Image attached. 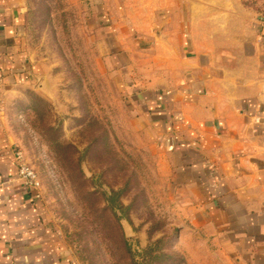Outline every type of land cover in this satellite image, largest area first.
Listing matches in <instances>:
<instances>
[{"label": "rangeland", "instance_id": "obj_1", "mask_svg": "<svg viewBox=\"0 0 264 264\" xmlns=\"http://www.w3.org/2000/svg\"><path fill=\"white\" fill-rule=\"evenodd\" d=\"M141 1L26 0L21 38L37 78L7 102L3 94L9 130L71 264H233L177 227L155 141L108 60L113 27L133 32ZM257 1L194 0L196 15L226 17L211 23L218 62L237 65L252 51Z\"/></svg>", "mask_w": 264, "mask_h": 264}, {"label": "crops", "instance_id": "obj_2", "mask_svg": "<svg viewBox=\"0 0 264 264\" xmlns=\"http://www.w3.org/2000/svg\"><path fill=\"white\" fill-rule=\"evenodd\" d=\"M257 2L254 47L237 65L215 56L221 34L211 23L226 17L212 19L210 8L196 15L194 0H142L133 32L118 33L115 23L108 57L123 69L130 108L155 141L177 227L233 264H264V0ZM25 5L0 0L6 102L37 78L21 38ZM15 142L3 111L0 264H71L43 221L36 192L18 176Z\"/></svg>", "mask_w": 264, "mask_h": 264}, {"label": "built area", "instance_id": "obj_3", "mask_svg": "<svg viewBox=\"0 0 264 264\" xmlns=\"http://www.w3.org/2000/svg\"><path fill=\"white\" fill-rule=\"evenodd\" d=\"M260 21L264 24V11L260 13ZM4 83L0 79V113L3 112L4 108ZM14 158L17 163L18 176L24 181L26 188L29 191H35L40 185V181L37 177L36 172L23 160L22 153L19 149L14 151ZM35 197L38 195L35 193Z\"/></svg>", "mask_w": 264, "mask_h": 264}]
</instances>
